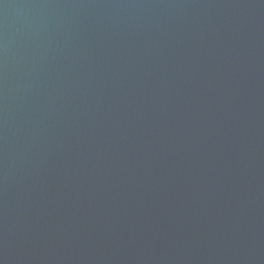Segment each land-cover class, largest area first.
Returning <instances> with one entry per match:
<instances>
[{
    "label": "water",
    "instance_id": "obj_1",
    "mask_svg": "<svg viewBox=\"0 0 264 264\" xmlns=\"http://www.w3.org/2000/svg\"><path fill=\"white\" fill-rule=\"evenodd\" d=\"M0 264H264V0H0Z\"/></svg>",
    "mask_w": 264,
    "mask_h": 264
}]
</instances>
